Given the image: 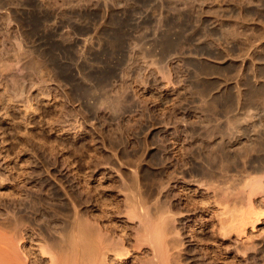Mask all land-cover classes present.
Listing matches in <instances>:
<instances>
[{
  "label": "rangeland",
  "instance_id": "1",
  "mask_svg": "<svg viewBox=\"0 0 264 264\" xmlns=\"http://www.w3.org/2000/svg\"><path fill=\"white\" fill-rule=\"evenodd\" d=\"M45 1L55 12V46L40 56L13 46L18 32L6 37L0 19L5 233L11 208L24 222L26 210L37 212L56 236L82 220L77 211L107 241L120 234L130 244L132 221L122 212L142 204L174 223L179 264H264V195L252 196L258 218L243 235L236 213L245 205L238 192L223 195L247 177L264 178V0H181L161 25L155 0H105L107 9L104 0ZM19 52L32 57H19L22 73L6 71ZM143 248L132 264L144 263Z\"/></svg>",
  "mask_w": 264,
  "mask_h": 264
},
{
  "label": "bare ground",
  "instance_id": "2",
  "mask_svg": "<svg viewBox=\"0 0 264 264\" xmlns=\"http://www.w3.org/2000/svg\"><path fill=\"white\" fill-rule=\"evenodd\" d=\"M10 1L11 0H0V19L2 21H4L3 24L5 25L6 29L8 30L7 34H6L5 28H4L5 32L1 28L0 29L2 31L1 30L0 31L4 32L6 37L9 35L8 32L10 29H12V31L15 30L16 32H18V36H17L18 38H16L14 36V38H16L15 39L16 43L14 42L13 44H15V45H13V46H16L17 49L21 50L22 53L25 51L24 54H26L27 52H29V53L31 52L30 54H33V55H35L34 53H36V51L40 50V48L44 45H47L49 47L55 46V12H54L53 8L49 7V5L48 6L46 5V3H49V2L45 1V0H17L18 2H16V3H19L18 6H20V7L15 8L17 6L14 7L13 3H12V5H13L12 6ZM13 1H15V0H13ZM13 1H11V2H13ZM83 1L88 2V0H83ZM97 1L99 2V0H97ZM109 1L114 3L115 0L114 1L109 0ZM261 1L262 0H258V2H261ZM91 2H92V0H91ZM95 2H96V0H95ZM118 2L115 1L114 4H116ZM155 2H158L160 4L161 10L163 8V10L159 13V17H160V20L158 21L159 25H161V21H162L161 18L162 17H164L165 15L170 13L172 9L174 11L180 10V8H181L180 5L182 4L181 0H155ZM16 3H14V4H16ZM113 3H112V5H114ZM171 4H172V6H170ZM105 5H106V7L109 8V5L107 6L106 1H105V4L103 5L104 9L106 8ZM53 6H54V4H53ZM114 13L116 15H118L117 12L114 11ZM0 23L2 24V22H0ZM15 33L14 34L12 33V35H15ZM22 33L23 34L25 33L24 36H26V37H23ZM6 37L4 39H6ZM12 41H13V37H12ZM3 45H5L6 48L9 47L4 42H3ZM5 47L2 46V49L4 48V50H5L6 49ZM17 49L14 50V52H16V51L18 52ZM48 51L50 52V50H48ZM21 52L18 53V54H20L19 56H18V54L15 55V56H18L16 58L12 54V56L14 57L13 58L14 62H12L13 64L10 63V61L7 62L5 60L7 65L5 63L4 67L8 66V63L11 64V66L9 65V67L5 68V70L6 69L10 70L11 69L10 67H12V69H13V67H15V68L17 67L16 68V70H17L19 66L21 67V60L19 58L20 56L22 59L29 58V56H30L29 53H28L29 56L26 55V57H25V55H24V57H22L23 54ZM32 52H34V53H32ZM38 52L41 53L42 50H40ZM50 55H51L50 53L47 54V56H49V57H50ZM37 56H40V54L38 53ZM52 56L54 57V55H52ZM1 57H3V56H1ZM42 57H41V59H42ZM51 57L49 58V60L52 62L51 65H53L54 59H53V57L52 58ZM0 59H2V58H0ZM41 59H39V60H41ZM13 60L11 59V61H13ZM43 60H44V58H43ZM22 61L26 62L27 60L26 61L22 60ZM50 61H49V63H50ZM47 62H48V60H47ZM1 64L3 65V63H1ZM14 64H15V66H14ZM17 65H19V66H17ZM47 65H48V63H47ZM22 66H23V63H22ZM49 66H50V64H49ZM4 67L2 68L3 70H4ZM50 67H51V70L54 69V67H52V66H50ZM32 68H30V69H32ZM20 69L17 71L22 73V71H20ZM5 70H4V72H5ZM16 70H12V71H16ZM24 70H26V69L24 68ZM10 71H8V72H10ZM50 72H52L54 74L55 70H54V72H53V70ZM53 74L51 76H54ZM48 76L50 77V73L48 74ZM7 77H9V76H7ZM36 77H38V76L36 75ZM10 78H11V76H10ZM53 78H55V76L52 77V80L54 81ZM49 79H47V81L43 80V83H45L44 81L48 82ZM13 81H14V79H13ZM21 81L23 82V80H21ZM49 83H50V81H49ZM12 84H15V83L12 82ZM47 85H48V87H50L49 84H47ZM47 85H44V86H47ZM5 87L6 86H4V88ZM48 87H47V90H48ZM19 89H22V88H19ZM41 89L42 88H40V90ZM11 90H13V89H11ZM1 91H2V88H1ZM50 91H51V89H50ZM24 92H25V90H24ZM12 94H14V90H13ZM17 95L18 94L14 95V97ZM25 95H27V94H25ZM43 95H46V94H43ZM20 96H22V95H20ZM32 96H34V94ZM46 96H48V94ZM10 100H11V98H10ZM51 100H52V98H51ZM30 102H32L31 99H30ZM28 103L26 105H28ZM9 104H10V102H9ZM28 106L31 107V105H28ZM24 107H23V109H24ZM5 108L7 109L6 106H5ZM36 108H38V107H36ZM34 111H36V109H34ZM243 181L244 182H243L242 189H240V190L237 189V191L235 190L236 192H234V189H233L234 186L232 185V187L227 186V188H224V193L222 192L223 195H225V197H230V198L233 194H235V193L237 194V192H238V195L240 196L241 200L243 201V202L242 201L241 202L244 203V205L246 206V207L244 206V209H241L243 207V204L241 203V205H242V207L240 208L241 210H239V212H238L239 214L236 213L239 216L236 219H239L240 222L239 221L238 222L241 225V227H240L241 230L238 229L240 234L246 233L244 231L247 229L246 225L249 221H251L250 220L251 216H254V215H251L255 211V209H254L255 206L253 204L255 201L253 202L252 196L255 195L256 193H262L264 195V178L247 177ZM207 184H209V183H207ZM214 184L212 182V183H210V186L213 185L211 187L214 188ZM51 186H53V185H51ZM215 187H216V185H215ZM208 188L210 189V187H208ZM28 193H31V192H28ZM225 197H223V198L227 199ZM230 198H228V199H230ZM42 199H43V197H42ZM225 203H226V201H225ZM234 203L235 202H233V205H234ZM132 204H133V202H132ZM135 204H136V202H135ZM219 204L221 205L220 201H219ZM139 205L138 206L134 205V207H133V205H131V206L129 205L130 207L127 206V208L129 207L130 209L127 210V208H125L127 211L125 210L124 212H122L125 214L124 216L129 218L128 220H131L133 223L132 224L130 222L131 223L130 228H131L132 234H133L132 242L130 244L127 242V240H125V238L118 236L120 234H117L116 238H114V239L110 238L111 240L107 241L101 232V228L99 226L96 227L94 225L97 221L93 224L94 225V226H92L93 228H91V224H92L91 221L88 220V218L86 219L82 216H81L82 218H80V216H79L80 213L78 215L76 210H74V211H76L75 214H77L76 220H78V218L82 219V220L79 221L78 224L76 222V224H77L76 226L73 225L74 222H72V224H70V227L68 225H66V227H64V228H62V230H60L61 234L59 233L60 234L59 236H56L55 232L51 231V229H49V227L48 228L46 226L44 227L40 223L36 222L37 217H35V216H37V214H36L37 212H32L30 210H26L28 213V216H27L28 218H27L26 222H24V221H21L20 219H18V217H17L18 215L16 212L17 210L14 211V210H12V208L10 209V211L6 210V213H5L6 216L3 215V217L5 216L6 219L8 218V221L10 219L12 221V222L10 221V223H13V224H11L13 226L10 228V231L8 232V234L5 233L6 230L4 231L3 228L0 226V264H115V263L116 264H132L133 263L132 261H134V254L137 253L138 251H140L141 247H144L146 249L145 250L146 257L144 258L142 256L143 259H141V260H144V263H141V264H179V261H180V260L178 261L179 255L176 256V252L174 249L175 248L174 246L176 245V244H174V243H176L175 242V238L177 237L176 233H178V232H176L177 231V230L175 231L176 228L173 227L174 223L170 224L169 222H172V221L167 220L170 217L167 218V216H165L166 219H164L165 217L164 218L160 217V216H162L161 213H160V216H159V214H157L156 216L152 215V212H150V209L146 208L145 205L143 207H142V204H139ZM228 205H229V203H228ZM224 206H225V204H223V208H222L223 212L225 211ZM43 207L41 209V210H44L43 214H45V212H46V214L49 215L51 217V219H53V221L58 219L59 216L56 215L57 213L55 214V210H53L52 208H46V207L43 208ZM232 208L230 211H232ZM233 210H235V205H234ZM232 212H230V213H232ZM27 213H25V214H27ZM226 213L229 214V212H226ZM75 214H73V215H75ZM223 215H225V214H222V215L220 214L221 217ZM44 216H46V215H44ZM55 216L57 217L56 219H55ZM228 216H230V215H228ZM256 216H258V215H256ZM3 217L1 216V219ZM75 217H76V215H75ZM221 217H219V218H221ZM224 218L227 219L226 217H224ZM234 218L235 217H233V219ZM254 218H258V217L254 216ZM230 219H231V217H230ZM61 220L63 222L65 221L64 219H61ZM67 220L69 221V219H67ZM219 220H220L219 223L221 224L222 223L221 219H219ZM70 221L68 222V224L70 223ZM89 221L91 224H89ZM167 221H169V222H167ZM254 221L258 222V219H254ZM63 222H62V224L64 226L66 224V222H65V224ZM228 222H230V221H228ZM228 222H226V223H228ZM234 222H232L233 225L235 224ZM0 223H2V222H0ZM42 223L44 224V222H42ZM48 223H49V221H48ZM60 223H61V221H60ZM239 223H237V224L239 225ZM250 223H248V224H250ZM96 225H98V224H96ZM222 225H223V223L221 224V226ZM228 225H230V224L228 223ZM254 225L255 224L253 223L250 227H252V226L254 227ZM232 226H231V228H229L230 230L233 228ZM235 226H234V230H235ZM239 226H237V228H239ZM219 228H221V227H219ZM227 228H228V226H227ZM223 229H225V228H223ZM174 231H175V234H173ZM238 234H237V236H238ZM243 234H241V235H243ZM224 236H226L225 231H224ZM34 241H36V242L34 243ZM247 245H250V244H247ZM236 247H237V245H236ZM237 249H238V247H237ZM245 249H249V248H245ZM176 250H177V248H176ZM239 251L240 250L238 249V252ZM177 253H178V251H177Z\"/></svg>",
  "mask_w": 264,
  "mask_h": 264
}]
</instances>
